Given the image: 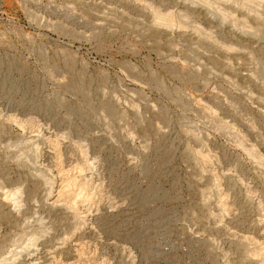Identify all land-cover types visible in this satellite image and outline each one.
I'll use <instances>...</instances> for the list:
<instances>
[{
    "label": "rangeland",
    "instance_id": "rangeland-1",
    "mask_svg": "<svg viewBox=\"0 0 264 264\" xmlns=\"http://www.w3.org/2000/svg\"><path fill=\"white\" fill-rule=\"evenodd\" d=\"M0 264H264V0H0Z\"/></svg>",
    "mask_w": 264,
    "mask_h": 264
},
{
    "label": "bare ground",
    "instance_id": "bare-ground-1",
    "mask_svg": "<svg viewBox=\"0 0 264 264\" xmlns=\"http://www.w3.org/2000/svg\"><path fill=\"white\" fill-rule=\"evenodd\" d=\"M63 192V191H62Z\"/></svg>",
    "mask_w": 264,
    "mask_h": 264
}]
</instances>
